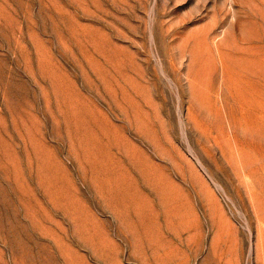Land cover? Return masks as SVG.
Segmentation results:
<instances>
[{
  "label": "rangeland",
  "instance_id": "obj_1",
  "mask_svg": "<svg viewBox=\"0 0 264 264\" xmlns=\"http://www.w3.org/2000/svg\"><path fill=\"white\" fill-rule=\"evenodd\" d=\"M0 264H264V0H0Z\"/></svg>",
  "mask_w": 264,
  "mask_h": 264
}]
</instances>
